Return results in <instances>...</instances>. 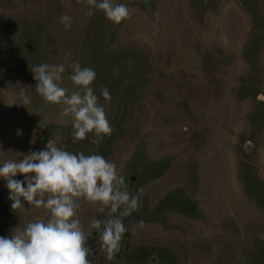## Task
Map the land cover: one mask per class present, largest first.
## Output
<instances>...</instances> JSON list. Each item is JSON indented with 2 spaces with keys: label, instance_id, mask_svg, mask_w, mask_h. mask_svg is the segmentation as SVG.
<instances>
[{
  "label": "rangeland",
  "instance_id": "374dc122",
  "mask_svg": "<svg viewBox=\"0 0 264 264\" xmlns=\"http://www.w3.org/2000/svg\"><path fill=\"white\" fill-rule=\"evenodd\" d=\"M112 2L130 9L120 24L102 10L86 15L80 0H0V165L51 137L67 151L102 155L131 193L143 189L112 261L90 226L105 218L100 205L82 204L93 264H264V0H150L149 10ZM73 61L97 74L92 87L114 129L99 144L91 133L75 141L63 106L35 92L31 68L62 63L70 94ZM5 184L0 236L48 218L26 201L12 210Z\"/></svg>",
  "mask_w": 264,
  "mask_h": 264
},
{
  "label": "clouds",
  "instance_id": "9594fccd",
  "mask_svg": "<svg viewBox=\"0 0 264 264\" xmlns=\"http://www.w3.org/2000/svg\"><path fill=\"white\" fill-rule=\"evenodd\" d=\"M88 8L86 15L102 10L106 19L120 24L130 16L126 4H113L112 0H80ZM72 17L60 16L65 30L72 26ZM228 44V37H222ZM69 79L76 86L68 89L60 82L65 65L41 63L31 68L37 82L35 92L46 103L62 105V115L72 121V136L83 141L91 133L92 142L99 144L114 131L105 107L92 87L96 72L82 67L79 61L70 64ZM100 95L110 101V91L103 87ZM19 105L31 103L27 87L19 90ZM21 174L23 180L15 179ZM34 174V175H33ZM0 178L6 181L12 210L24 207L23 201L36 208L48 210L46 220L27 223L16 228L10 237L0 236V264H93V254L78 210L83 203L100 205L104 219H93L91 228L99 233V244L108 261L115 259L127 232L123 220L141 207L143 189L137 194L129 191L125 177L117 165L99 154L85 155L70 152L49 138L44 149L30 151L23 159L5 160L0 165ZM26 185V186H25ZM139 224L142 226L143 221Z\"/></svg>",
  "mask_w": 264,
  "mask_h": 264
},
{
  "label": "water",
  "instance_id": "95a60500",
  "mask_svg": "<svg viewBox=\"0 0 264 264\" xmlns=\"http://www.w3.org/2000/svg\"><path fill=\"white\" fill-rule=\"evenodd\" d=\"M137 1H139L142 4H144L146 10L150 9V4H149L150 0H137Z\"/></svg>",
  "mask_w": 264,
  "mask_h": 264
}]
</instances>
